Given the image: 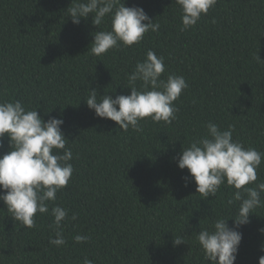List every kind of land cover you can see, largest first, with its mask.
Wrapping results in <instances>:
<instances>
[{"label":"trees","instance_id":"trees-1","mask_svg":"<svg viewBox=\"0 0 264 264\" xmlns=\"http://www.w3.org/2000/svg\"><path fill=\"white\" fill-rule=\"evenodd\" d=\"M124 2L143 7L160 29L94 56L89 49L99 28L91 15L72 22L66 11L72 0H0V101L20 100L45 121L62 118L74 167L49 212L37 213L34 228L16 221L0 201V264H84L85 257L94 264H212L198 232L218 218L234 224L239 202L227 201L236 189L225 181L216 196L201 197L178 159L206 134L208 122L221 130L234 126V140L264 152V62L256 59H264V0H217L186 31L176 0ZM110 28L106 17L100 30ZM148 50L165 58L160 79L182 75L189 87L174 102L179 110L171 124L146 118L142 131H124L96 116L85 98L91 89L130 95L128 76ZM8 151L6 134L0 156ZM257 175L255 183L264 182V159ZM261 200L239 229L235 264H259L264 256V193ZM57 204L68 210L66 243L59 247L49 242ZM77 234L90 239L77 243ZM176 236L185 241L174 245Z\"/></svg>","mask_w":264,"mask_h":264},{"label":"clouds","instance_id":"clouds-1","mask_svg":"<svg viewBox=\"0 0 264 264\" xmlns=\"http://www.w3.org/2000/svg\"><path fill=\"white\" fill-rule=\"evenodd\" d=\"M176 3L182 9L181 31H186L194 27L217 0H176ZM66 11L74 24H79L81 18L93 17V25L99 28L89 49L94 56H102L121 43L124 46L137 44L147 32L160 29V24L154 22L143 7L125 6L124 0H72ZM106 17H110L111 28L100 30ZM256 59L264 62L259 55ZM164 61L163 56L148 50L146 58L137 62L128 76L130 95L113 98L109 94L98 95L96 89H91L85 98L88 107L96 116L117 122L124 131L129 127L142 131L140 121L146 118L171 124L179 110L174 102L189 85L182 75L169 74L167 80L160 79L166 69ZM138 81L141 82L139 88L136 87ZM63 123L64 120L57 117L45 121L37 108L26 109L20 100L0 101V147L6 134L10 144V151L0 156V188L6 190L0 192V201L25 227L34 228L37 213L49 212V202L57 199V192L68 185L73 175L74 167L70 163L73 153L66 148L68 139L61 128ZM206 128L203 137L183 147L178 166L189 170L197 185L196 192L205 199L216 196L225 181L236 189L227 201L228 205L239 202L233 226H229V218H218L211 228L201 229L196 237L205 258L212 264H235L243 239L239 229L250 222V214L262 204L264 182H255L264 152L254 147L245 148L241 141L234 140L232 125L221 130L216 123L208 122ZM58 150H63V154ZM184 179L187 186L189 177ZM51 215L55 238L49 242L59 247L66 243L62 224L68 210L57 204L51 208ZM259 231L264 234V228ZM89 239L88 235L74 236L77 243ZM184 241L182 236H176L173 243L179 245ZM84 264H94V261L85 257ZM259 264H264V256L259 258Z\"/></svg>","mask_w":264,"mask_h":264}]
</instances>
